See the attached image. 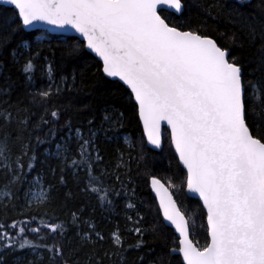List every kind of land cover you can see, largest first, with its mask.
<instances>
[{"label": "snow or ice", "instance_id": "1", "mask_svg": "<svg viewBox=\"0 0 264 264\" xmlns=\"http://www.w3.org/2000/svg\"><path fill=\"white\" fill-rule=\"evenodd\" d=\"M0 5L10 6L12 10V15L0 23V48L10 42L21 26L24 29H39L42 25L70 28L82 41L67 45V55L78 56L86 47L99 57L102 62L99 70L105 77L115 78L126 86L129 102L134 101L133 107L148 143L162 149L163 125L170 130L178 164L186 170L187 192L199 197L206 212L209 242L202 247L193 242L190 235L195 231L199 213H193L190 226L189 218L168 188L153 177L152 189L159 199L163 220L179 234L178 247L173 240L168 252L154 264H172L177 253L183 264H264V135L259 134L264 131L261 122L264 121V78L245 80L242 65L230 50L219 46L214 38L197 30H184L174 23L169 10L182 13V0H0ZM242 27L249 31L253 41L259 37L258 69L264 71V19L259 25L251 18L244 19ZM24 47H28L27 43ZM17 54L13 52L14 56ZM37 56L38 52L23 66L30 81ZM53 71L48 63L50 81L54 80ZM61 84L63 88L55 85V94L71 91L76 75H72L71 83L61 77ZM52 87L49 84L47 89L35 93L33 102L37 103V95L41 101H49L54 94ZM48 115L45 104L44 114L31 127L30 116H17L15 137L11 132L0 135V174L7 180L5 188L22 182L21 177L28 174L24 171L25 164L28 172L33 170V161L37 159L31 142L33 135L37 145L56 141L55 125L60 121L61 111L51 110V119ZM13 119L10 112L0 111V128L10 125ZM104 119L111 117L106 115ZM87 123L90 126L87 136L79 127L74 130L78 153L69 163L68 145L73 139V127L71 119L66 120L63 127L69 135L63 143H56L55 155H63L64 165L73 169L74 174L84 171L87 174L85 190L96 194L102 205L111 204L108 190L94 174L93 153L97 152L95 160L101 158L95 148L93 120ZM45 126L47 131H43ZM16 144L20 152L13 158L11 145ZM64 170L61 167L62 173ZM60 182L64 183L63 175ZM50 187H45L38 176L29 182L25 199L29 203L33 200L43 203L50 198ZM3 195L7 197L10 192ZM127 207L133 209L135 205L129 203ZM168 225L162 222L158 225L165 239L169 235ZM11 227L15 229L17 225ZM42 227H50L51 233L60 236L65 232L60 224ZM28 231L39 234L41 227H20L11 236L0 225V241L8 240L0 247L33 251L43 247L51 254L49 259L53 264H67L61 246L36 244L24 235ZM131 231L143 235L139 227ZM97 236L103 239L98 233ZM45 238L39 236L41 240ZM113 243L117 248L122 247L117 233H113ZM142 244L141 240L130 247L139 249ZM140 259L142 264L143 257Z\"/></svg>", "mask_w": 264, "mask_h": 264}, {"label": "trees", "instance_id": "2", "mask_svg": "<svg viewBox=\"0 0 264 264\" xmlns=\"http://www.w3.org/2000/svg\"><path fill=\"white\" fill-rule=\"evenodd\" d=\"M182 3V13L177 16L171 14L174 23L184 30H197L202 35L214 38L219 46L230 50L242 65L245 80L264 78V71L258 69L261 41L258 36L253 41L249 31L242 27L244 19L251 18L257 25L264 19L262 0H182ZM11 15V9L0 6V23ZM62 38L50 36L44 31L25 32L21 26L11 36L10 42L0 48V111H8L14 117L10 125L0 128V135L11 132L15 137L17 116H30L31 127L44 114L45 104L49 109L48 119H51V110L61 111L60 121L55 125V142L37 145L35 135L32 136L37 159L33 161L34 168L30 172L25 164L24 171L28 174L21 177L22 182L5 188L7 180L0 174V190L10 192L0 202V225L11 236L20 227H41L39 234L28 231L24 235L36 244L61 246L67 264H141V257L142 264H154L168 252L173 240L178 247V239L171 229L167 239L159 232L158 225L162 221L149 190L150 180L155 177L168 188L189 218L190 226L193 213H199L190 238L199 246H204L208 242L205 212L197 200L186 196V174L172 151L168 131L163 130L160 151L148 149L133 107L134 102H129V92L118 82L107 79L99 70L101 64L85 48L78 56L67 55V45H75L79 40ZM25 43L28 47H24ZM14 51L18 53L15 56ZM37 52L39 56L34 61L36 68L30 81L23 72V66ZM48 63L54 69V80L51 81L47 73ZM73 74L76 75L75 87L71 91L55 94V85L64 87L61 77H66L71 83ZM49 84L53 85L54 93L50 100L41 101L37 95V103H34V94L47 89ZM106 115L111 119L105 120ZM68 119H71L73 127V139L68 145L71 149L68 153L69 163L78 153L75 128H81L87 136L90 127L87 122L93 120L91 127L96 133L95 148L101 158L95 160L97 152L93 153L94 174L108 190L111 204L102 205L96 194L85 190L87 174L84 171L74 174L73 169L64 165L63 155H55L56 143H63L69 135L68 129L63 127ZM43 131H47L46 126ZM43 131L40 132L42 137ZM259 134L264 135V131ZM11 151L14 158L20 152L19 145H11ZM61 167L65 168L63 173ZM61 175L64 176V183L60 182ZM38 176L45 187L51 186V195L43 203H29L25 193L29 182ZM129 203L134 204L135 208L129 209ZM13 224L17 225L15 229L11 227ZM44 224L63 225L65 232L63 236L51 233L50 227H42ZM201 224L203 227H200ZM136 227L142 229L143 235L131 231ZM97 233L103 239H99ZM113 233L120 236L121 248L113 243ZM40 235L46 238L41 240ZM141 240L143 244L139 249L130 247ZM7 242L5 239L0 244ZM50 255L43 247L35 251L0 247L2 264H53ZM172 264H182L181 258L177 255Z\"/></svg>", "mask_w": 264, "mask_h": 264}, {"label": "water", "instance_id": "3", "mask_svg": "<svg viewBox=\"0 0 264 264\" xmlns=\"http://www.w3.org/2000/svg\"><path fill=\"white\" fill-rule=\"evenodd\" d=\"M2 7H5V8H9L10 9V6H7V5H0ZM170 14H173V15H180L181 13H175L174 10H169ZM22 29L25 31V32H35V31H44L46 32L47 34H49L50 36H55V37H73V38H76L78 39L79 41H82V38L79 37V34L75 33L74 30L70 29V28H65V29H58V28H55L53 26H48V25H42L40 26L39 29H32V28H27V29H24L22 27ZM85 50L86 52H88L90 55H92L100 64H101V67H102V62L99 60V57H97L95 55V53H92L90 50H88L86 47H85ZM103 73V72H102ZM107 79L111 80V81H115V82H118L120 85H122L126 90V86H124L122 84V82L118 81V80H115V78H109V77H106ZM129 92V90H127ZM134 102V101H133ZM138 117V115H137ZM138 121H139V118H138ZM139 124H140V127H141V131H142V135H143V139H144V142L146 144V147L152 151H160L161 149H156L154 148V146L150 145L147 141V137L144 135V130H143V125L142 123L139 121ZM163 130H167V126L166 125H163V128H162V131ZM168 133H169V138H170V130H167ZM171 144V142H170ZM172 148V151L175 155V150L174 148L171 146ZM176 157V156H175ZM177 161H178V157H176ZM180 168L183 170V166L182 165H179ZM186 174V170H183ZM152 180V179H151ZM165 187V186H164ZM166 188V187H165ZM149 190H150V193L151 195L153 196L155 202H156V205H157V208H158V212H159V215H160V218H161V221L162 223H164L165 225H168V222L167 221H164L163 220V214L162 212L160 211V208H159V199L157 198L156 196V193L153 191L152 189V184H151V181L149 183ZM185 193H186V196L189 197V198H192V199H195L197 200L202 209H203V204L202 202L199 200V197L198 196H194L193 194H190L187 192V188H186V185H185ZM169 194L171 195V193L169 192ZM172 196V195H171ZM173 197V196H172ZM174 199V198H173ZM205 212V211H204ZM205 223L207 224L206 222V212H205ZM168 228L171 229L174 233V235L177 237L178 241H179V234L175 232V229L171 227V225H168ZM208 237V236H207ZM208 242H209V238H208ZM176 255L179 256V254L177 253ZM180 257V256H179ZM181 258V262L183 264V261H182V257Z\"/></svg>", "mask_w": 264, "mask_h": 264}, {"label": "rangeland", "instance_id": "4", "mask_svg": "<svg viewBox=\"0 0 264 264\" xmlns=\"http://www.w3.org/2000/svg\"><path fill=\"white\" fill-rule=\"evenodd\" d=\"M5 192H8L7 190H0V202H2L3 200H5L7 197H5L3 194L5 193ZM31 203H38V201H36V200H33Z\"/></svg>", "mask_w": 264, "mask_h": 264}, {"label": "bare ground", "instance_id": "5", "mask_svg": "<svg viewBox=\"0 0 264 264\" xmlns=\"http://www.w3.org/2000/svg\"><path fill=\"white\" fill-rule=\"evenodd\" d=\"M151 181V180H150Z\"/></svg>", "mask_w": 264, "mask_h": 264}]
</instances>
